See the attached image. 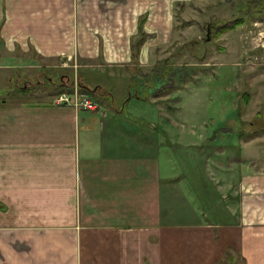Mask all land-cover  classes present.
Instances as JSON below:
<instances>
[{"label": "crops", "instance_id": "crops-1", "mask_svg": "<svg viewBox=\"0 0 264 264\" xmlns=\"http://www.w3.org/2000/svg\"><path fill=\"white\" fill-rule=\"evenodd\" d=\"M197 1L0 0L5 88L60 60L106 92L85 111L0 91V264H264V171L225 180L218 209L209 187L223 179L196 162L199 134L187 161L169 159L159 101L179 90L153 97L174 10Z\"/></svg>", "mask_w": 264, "mask_h": 264}, {"label": "rangeland", "instance_id": "rangeland-1", "mask_svg": "<svg viewBox=\"0 0 264 264\" xmlns=\"http://www.w3.org/2000/svg\"><path fill=\"white\" fill-rule=\"evenodd\" d=\"M174 12L176 29L181 32L155 57L156 76L152 79L162 85L153 97L169 100L159 101L168 106L164 128L168 130L169 159L187 161L189 149L182 147L197 141L199 134L198 145L191 148L203 153L196 162L219 166L214 172L217 181L223 179L222 184L211 181L209 193L215 195L220 209L224 206L220 202L227 199L225 180H237L245 168L264 171V0L185 2ZM220 26L225 31L216 29ZM47 63L42 69L20 72L19 78L11 75L6 88V76L0 74L3 98L28 95L27 101L56 104L58 97L71 96L77 90L94 101L97 110L105 107L100 99L104 90L87 93L78 86L79 72L62 66L60 60ZM71 81L76 85L71 86ZM176 89L179 95L174 104L167 95ZM24 91L26 94L21 93ZM177 133H184L183 141L177 139Z\"/></svg>", "mask_w": 264, "mask_h": 264}, {"label": "built area", "instance_id": "built-area-1", "mask_svg": "<svg viewBox=\"0 0 264 264\" xmlns=\"http://www.w3.org/2000/svg\"><path fill=\"white\" fill-rule=\"evenodd\" d=\"M55 102L57 105L71 106L78 110L97 111L98 109L94 101L80 94L77 90H75L71 96L61 95Z\"/></svg>", "mask_w": 264, "mask_h": 264}, {"label": "trees", "instance_id": "trees-1", "mask_svg": "<svg viewBox=\"0 0 264 264\" xmlns=\"http://www.w3.org/2000/svg\"><path fill=\"white\" fill-rule=\"evenodd\" d=\"M225 27V26H224ZM223 26L221 27H219V28H217L216 27V29H218L219 31L221 30V32L222 31H225V29L223 28ZM217 30V31H218ZM224 33V32H223ZM139 36H138V39H136V41L134 42V44L132 45V50H133V56H136L137 55V53H138V50H139V48H140V46H141V44H142V42H143V39H144V37H145V35L142 33V31H141V25H140V27H139V34H138ZM80 81H79V84H78V86L81 88V89H83L85 92L87 91V93H92V92H95L96 93V91H98L99 90V88L97 87V88H94V89H91V88H89V87H87L86 85H85V83L83 82V80H82V78H80L79 79ZM72 82L73 81H71V86H72ZM61 87H63V88H67V87H70V86H68L67 85V87H65L64 85H61ZM26 92L27 91H24V92H21L22 94H26Z\"/></svg>", "mask_w": 264, "mask_h": 264}]
</instances>
